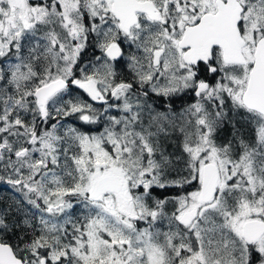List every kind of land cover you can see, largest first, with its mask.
Wrapping results in <instances>:
<instances>
[{"label":"snow or ice","instance_id":"snow-or-ice-1","mask_svg":"<svg viewBox=\"0 0 264 264\" xmlns=\"http://www.w3.org/2000/svg\"><path fill=\"white\" fill-rule=\"evenodd\" d=\"M0 264H264V0H0Z\"/></svg>","mask_w":264,"mask_h":264}]
</instances>
